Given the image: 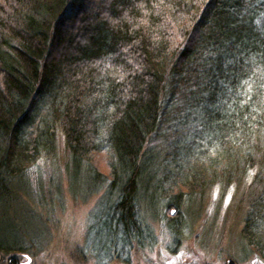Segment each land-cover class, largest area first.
Instances as JSON below:
<instances>
[{"label": "trees", "instance_id": "1", "mask_svg": "<svg viewBox=\"0 0 264 264\" xmlns=\"http://www.w3.org/2000/svg\"><path fill=\"white\" fill-rule=\"evenodd\" d=\"M59 131L72 176L105 186L95 264L154 247L158 207L175 253L191 197L247 174L261 187L241 233L264 259V0H0V203Z\"/></svg>", "mask_w": 264, "mask_h": 264}, {"label": "rangeland", "instance_id": "2", "mask_svg": "<svg viewBox=\"0 0 264 264\" xmlns=\"http://www.w3.org/2000/svg\"><path fill=\"white\" fill-rule=\"evenodd\" d=\"M94 165L107 173L104 155ZM79 172L72 176L59 131L54 152L28 166L24 179L12 184L13 193L0 203V239L15 237L23 247L22 252L0 253V264H95L84 256L83 247L89 215L105 186L100 192L87 188L83 167ZM251 175L235 177L229 186L208 182L191 197L188 209L182 210L187 227L175 253L169 251L171 237L164 221L174 213L158 207L155 217L148 218L156 245L135 249L129 264H264L241 233L248 207L260 193L261 185Z\"/></svg>", "mask_w": 264, "mask_h": 264}, {"label": "flooded vegetation", "instance_id": "3", "mask_svg": "<svg viewBox=\"0 0 264 264\" xmlns=\"http://www.w3.org/2000/svg\"><path fill=\"white\" fill-rule=\"evenodd\" d=\"M13 262H14V261H12V260H9V261H8L9 264H19V263H17V262H15V263H13ZM228 264H232L231 261H229Z\"/></svg>", "mask_w": 264, "mask_h": 264}]
</instances>
